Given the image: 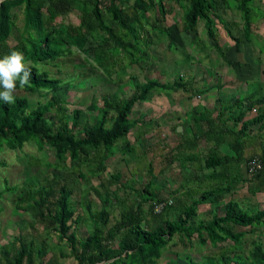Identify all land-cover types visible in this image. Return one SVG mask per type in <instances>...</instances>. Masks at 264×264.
I'll list each match as a JSON object with an SVG mask.
<instances>
[{"label":"trees","instance_id":"trees-1","mask_svg":"<svg viewBox=\"0 0 264 264\" xmlns=\"http://www.w3.org/2000/svg\"><path fill=\"white\" fill-rule=\"evenodd\" d=\"M163 1L134 0L132 5H129V0L2 2L0 58L11 51L25 54L31 77L29 86L23 91L41 95L56 92L60 81L50 77L40 67L79 54L95 63V67L107 77L115 76L113 81L120 85V89L129 85L133 93L125 98L105 94L101 97V105L92 100L84 110L77 108L71 111L66 102L55 98L33 108L26 97H15L11 104L0 100V151L4 148L21 151L29 143L35 144L39 151L49 147L60 164L54 165L55 168L67 170V167L76 166L79 169L86 166L92 177L101 178L107 169L105 162L114 156L115 147L122 155L134 150L128 135L134 127L143 124L142 120L130 117L137 103L146 102L151 94L181 92L192 98L210 90L195 87L197 82L194 79L186 80L182 75L172 83L153 79L140 81L139 75L149 68V52L155 46L154 41L161 42L164 38L166 49L171 51L176 48L179 35H192L190 43L202 51L203 42L198 38L197 31L199 22H203L206 37L213 43L224 64L235 72L244 68L249 70L253 65L239 60L231 62L224 57L226 51L218 42L219 28L233 42L235 53L241 52L244 43L256 45L259 53L264 52V37L252 31L257 21L264 18V13L255 4L264 0H172L182 10V17L176 21L173 18L171 25L165 24L167 12ZM220 5L239 13L242 37L233 35V29L239 23L225 21ZM20 7L23 9V26L18 29L11 12ZM74 12L75 23L69 19V14ZM192 59L187 55L181 62H193ZM127 70L131 72L129 80L124 82ZM261 72L264 74V71ZM256 80L254 78V82L249 83L258 87ZM18 91L21 89L18 88ZM216 102L220 105L219 109L194 107L185 115L182 139L175 150L187 153L180 158L172 151L167 159L168 165L179 160L181 171H185L189 163L211 171L202 179L195 178L192 172L187 173L184 185L181 184L182 188L177 190L180 191L179 201L176 200L180 214L176 219L170 218L173 201L159 197L151 187L152 181H149L139 192V201L124 207L108 227L113 205L118 201L116 193L110 188L118 184V174L110 175L103 194L91 186L83 198V206L93 224L92 232L83 240H78L71 232L75 214L73 190L67 184H60L57 174L52 175V180L46 178L42 185L28 178L21 186L6 187L0 192V200L4 192L16 195V209L29 214L36 225L46 232H55L59 240L65 241L77 264H156L175 237L188 243L196 237L200 247L208 243L210 248L206 252V264H264L261 242L251 243L248 250L245 239L247 230L258 234L264 232V208L251 212L241 208L240 203L232 198L238 186L247 181L244 180L245 174L248 176L249 194L255 196L264 192V90L259 86V90L249 91L245 97ZM246 102L247 111L242 112ZM252 110L256 111V115L246 118ZM83 112L95 118L93 124L79 123ZM254 126H258L259 134L252 136ZM148 132L150 130H144L139 137L143 138ZM249 139L257 140L259 154L245 158L244 150ZM206 143L212 147L202 158L195 150ZM252 160L259 164V169L253 173L249 167ZM242 165L245 166L244 173ZM75 170L72 169L73 172ZM81 177L89 184L83 174ZM190 180L200 182V186L188 187L189 191L185 192ZM204 182L210 184L203 187ZM90 191L100 202L98 212H92ZM169 200L171 205L159 214L154 213L156 204ZM201 205H209L216 213L208 222L196 223L197 209ZM144 206L156 220L155 227L148 226ZM46 255L45 247H35L33 240L26 242L18 237L0 247V264H39L38 260ZM167 264L179 263L174 260ZM189 264L196 263L189 260Z\"/></svg>","mask_w":264,"mask_h":264},{"label":"rangeland","instance_id":"rangeland-1","mask_svg":"<svg viewBox=\"0 0 264 264\" xmlns=\"http://www.w3.org/2000/svg\"><path fill=\"white\" fill-rule=\"evenodd\" d=\"M163 3L167 12L165 24L171 25L173 18L174 21L181 20L182 10L175 2L164 0ZM255 5L264 13V1ZM220 10H222L220 12L225 21L239 23V26L233 29V35L242 37L239 13L234 9H224L221 5ZM11 14L16 27L21 29L23 26V9L21 7L15 8ZM75 15L76 12L69 14V19L73 23L76 22ZM252 31L256 35L264 37V18L257 21L252 27ZM217 35L219 46L225 49L224 57H227L228 61L239 60L241 63H251L253 66L249 70L244 68L238 72L227 67L223 62V58L213 47V43L206 37L203 22H199L197 36L203 42L202 51H199L195 45L190 43L192 35H179L176 48L171 51L166 49L164 38H161V42L156 40L154 41L155 46L149 52L151 58L149 68L145 72L143 71L141 75L138 74V79L142 82L145 79H153L164 83H172L179 75H182L184 79H194V82H197V84L204 83L206 87L225 85L223 92L222 90L219 92L209 90L211 92L208 91V94L202 95L200 98H194L196 97L194 96L193 100L188 98L187 94L181 92L166 95L151 94L146 102L137 103L130 117L142 120L143 124L134 127L128 135L134 150L122 155L115 147L113 149L114 156L105 162L107 169L101 178L92 177L86 166L79 169L76 166L75 168L67 167V170L55 168L54 165L60 164H58L53 151L49 147H44L42 151H39L35 144L29 143L25 144L21 151H10L4 148L3 151H0V162L3 163L0 166V192L4 191L6 187L21 186L28 178L37 180L42 185L45 184L46 178L52 180V175L57 174L60 178V184H67L73 190L72 201L75 214L71 232L75 234L78 240H83L93 230V224L83 206V198L87 195V191L91 186L98 188L103 194L105 188L108 187L107 179L110 175L118 174V184L110 188L111 191L116 193L118 201L113 205V215L108 227L119 217V213L124 207L139 201V192L149 181H152L151 187L158 193L159 197L173 201V211L170 218L176 219L180 214L179 203L176 202V200L179 201L180 191L177 190L181 189V184L184 185L185 183L188 173L186 170H190L189 168L194 166L193 164H187L186 170L181 171L179 160H174L172 164L168 165L167 159L172 151L173 154L175 153L174 148L180 140V137L172 131V128L177 124L176 118L169 124L168 119L173 116H181L190 109L191 104L197 102L211 108L217 97L221 99L235 98L239 95L245 97L248 90H259V86L264 90V74L261 72L264 71V52L259 53V48L256 45L244 43L241 45V52L235 53L234 44L226 36L223 29L219 28ZM187 55L193 57V62L182 63L181 61ZM258 64L259 66L256 68ZM40 68L42 71L48 72L50 77L59 80L60 87L56 92L46 95L17 90L14 98L26 97L32 108L55 98L66 102L70 111L77 108L84 110L92 100L101 105V97L105 94H117L120 98H125L133 93V89L129 85L120 89V85L113 81L115 76L112 78L107 77L95 67V63L85 59L83 55L76 54L63 57ZM130 72L131 70H127V74L123 76L124 82L129 80ZM254 78L258 79L255 81L259 83L258 87L256 84L249 83ZM229 84L232 86H228ZM247 108L248 103L246 102L241 108L242 112H246ZM255 115L256 111L252 110L248 112L246 118H252ZM94 121L95 118L88 113L83 112L80 115L79 123L81 125H91ZM144 127L150 132L143 138H139L138 133L143 131L141 129H144ZM257 133L259 134L258 126L252 127L251 135L255 136ZM209 147H212L210 143L200 146L201 151H199L202 152L200 153L202 157L207 154ZM244 154L245 158L252 154H259L257 140L256 142L253 139L247 141ZM176 155L182 158L179 153ZM244 167V165L241 166L242 173L245 171ZM72 169H76L75 172ZM82 174L88 179L89 184L82 180ZM244 178L247 181L238 186L237 193L232 198L240 203L241 208L248 209L251 212L264 208V192L255 196L249 194L247 192L248 176L245 174ZM202 184L203 187H206L210 182ZM187 191L189 190L186 189L185 192ZM88 194L92 212H98L101 208L99 200L92 191ZM16 201V195L9 192H4L0 200V247L11 242L14 238L22 237L26 242L33 240L35 247H45L47 249V255L38 260L39 264H77L67 243L59 240L55 232H46L42 227L36 225L29 214L16 209ZM144 209L148 226L155 227L156 220L148 214L147 206H144ZM214 213H216L215 209L209 205H201L197 209L195 222H208ZM237 230L245 231L246 229ZM246 234L245 239L248 250L251 249V243L254 242H261L264 247V232L258 234V232L251 233L247 230ZM76 248L79 250L78 245ZM209 248L208 243L204 247H200L196 237L192 238L190 243L185 239L181 242L175 237L156 264H167L168 261L174 260L179 264H189V260H193L196 264H206V252Z\"/></svg>","mask_w":264,"mask_h":264},{"label":"clouds","instance_id":"clouds-1","mask_svg":"<svg viewBox=\"0 0 264 264\" xmlns=\"http://www.w3.org/2000/svg\"><path fill=\"white\" fill-rule=\"evenodd\" d=\"M31 69L22 51H11L0 58V100L14 102V94L30 84Z\"/></svg>","mask_w":264,"mask_h":264},{"label":"crops","instance_id":"crops-1","mask_svg":"<svg viewBox=\"0 0 264 264\" xmlns=\"http://www.w3.org/2000/svg\"><path fill=\"white\" fill-rule=\"evenodd\" d=\"M133 1L134 0H129V5H132L133 4ZM155 2H157V0H154ZM182 17V16H181ZM228 86H232L231 84H229ZM227 86V87H228ZM195 87H197V88H201V89H203V90H205V89H207V88H210V90L211 91H221L222 90V92L224 91L223 90V88H225L226 86L225 85H218V86H211V87H206V86H204V83L203 84H197V85H195ZM219 87V88H218ZM211 91H209V92H211ZM208 91H206V92H204L203 94H200V95H198V96H196V97H194V98H200L202 95H206V94H208L209 93ZM226 92V91H225ZM179 93V92H178ZM177 93V94H178ZM249 93V90H248V92H247V94ZM174 94H176V93H174ZM227 95V94H226ZM240 96L241 95H239V96H236L235 98H228V99H221L220 97H217L216 99H215V102H214V105H212L211 106V108L210 107H207V106H205V105H202V104H200L199 102H197V101H195V102H197V103H195V104H191V106H190V109L188 110V111H186L185 113H183L181 116H173L172 118L170 117L168 120V124L169 123H172L173 122V120H174V118H176V122H177V124L172 128V131H173V133L175 134V135H177V136H179L180 137V140H179V142H177V145L180 143V141H181V132L183 131V127H184V117H185V115L189 112V111H191V109H193L194 107H199V108H204V109H209V110H213V109H216V108H220V105L216 102L217 100H219V101H233L234 99H237V98H240ZM187 97L188 98H190L191 100H193L191 97H189L188 95H187ZM189 99V100H190ZM218 104V105H217ZM217 112H218V110H217ZM217 112H215V115H217ZM229 125H231L230 123H229ZM147 128L146 127H144V129H141V130H146ZM143 131H141L140 133H138V136H140L141 134H142V132ZM140 138V137H139ZM227 140H228V138H227ZM176 145V146H177ZM204 145H206V144H204ZM175 146V147H176ZM200 150V146L198 147V148H196V150H195V152L196 153H199V155H200V153H202V152H200L199 151ZM174 151H175V153L177 154V153H179L180 155H182V157L184 156V154H186V153H182V151H178V150H175V148H174ZM201 157H202V155H201ZM203 158V157H202ZM189 164H192V163H189ZM193 166L194 167H190L189 169L190 170H186V172H192L194 175H195V178H198V179H200V177H201V179L202 178H204L203 176H204V174H210V170H203L202 168H200V167H198L197 165H195V163L193 164ZM187 168V167H186ZM204 172V173H203ZM193 174L191 175L192 177H193ZM187 176H188V174H187ZM191 182H189L188 183V187L189 188H193L194 186L196 187V188H198V185H199V183L198 182H194L193 180H190ZM180 186V185H179ZM200 186V185H199ZM202 186H203V184H202ZM185 187V186H184ZM186 188V187H185Z\"/></svg>","mask_w":264,"mask_h":264},{"label":"built area","instance_id":"built-area-1","mask_svg":"<svg viewBox=\"0 0 264 264\" xmlns=\"http://www.w3.org/2000/svg\"><path fill=\"white\" fill-rule=\"evenodd\" d=\"M249 167H250V172L253 173L255 172L257 169H259V164L256 160H252L251 162H249ZM172 202L169 200L168 202H161L158 203L154 206V213L155 214H159L161 213V211L167 206V205H171Z\"/></svg>","mask_w":264,"mask_h":264},{"label":"water","instance_id":"water-1","mask_svg":"<svg viewBox=\"0 0 264 264\" xmlns=\"http://www.w3.org/2000/svg\"><path fill=\"white\" fill-rule=\"evenodd\" d=\"M5 0H0V5L2 4V2H4Z\"/></svg>","mask_w":264,"mask_h":264}]
</instances>
